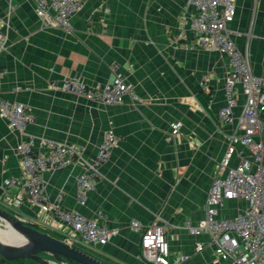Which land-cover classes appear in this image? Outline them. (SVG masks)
<instances>
[{
  "label": "crops",
  "instance_id": "0c3cea01",
  "mask_svg": "<svg viewBox=\"0 0 264 264\" xmlns=\"http://www.w3.org/2000/svg\"><path fill=\"white\" fill-rule=\"evenodd\" d=\"M235 1L231 37L249 53L253 73L263 75L264 0ZM196 14L188 0H83L67 32L43 26L37 0H0L5 43L0 102L23 104L35 118L21 133L0 116V200L5 180L23 174L19 148L25 140L35 138L36 151L43 140L77 146L90 160L112 131L120 140L85 206L77 202L84 169L75 164L43 173L51 210L25 205L19 209L22 218L68 243L71 230L54 216L55 208L87 218L104 213L106 225L119 235L88 252L108 264H150L131 224L146 227L160 219L173 261L187 255L185 264H226L217 259L207 235L191 236L183 227L204 218L212 179L237 131L245 98L238 87L235 120L222 124L229 60L197 47L191 27ZM65 78L89 86L123 80L138 99L126 96L121 104L105 105L52 87ZM238 153L248 155L243 148ZM244 208V202L228 201L221 214L236 216ZM199 244L202 252L196 250ZM0 264L14 263L0 256Z\"/></svg>",
  "mask_w": 264,
  "mask_h": 264
},
{
  "label": "built area",
  "instance_id": "2783aa9c",
  "mask_svg": "<svg viewBox=\"0 0 264 264\" xmlns=\"http://www.w3.org/2000/svg\"><path fill=\"white\" fill-rule=\"evenodd\" d=\"M83 0H37V14L45 28L62 29L71 32L72 19L79 11ZM197 14L191 20V27L197 47L225 55L229 70L225 80V105L219 111L222 124L233 123L237 106V88L241 87L245 103L236 118L237 131L228 139L226 151L218 164L207 194L204 218L187 222L183 229L191 236L207 235L215 249L218 260L226 264H264V74L255 75L249 53L242 52L231 37L229 25L236 16L235 0H188ZM5 43L0 25V55ZM53 88L104 104H120L126 96L137 100L132 87L123 80L104 86H89L84 82L65 78L59 87ZM0 116L11 128L25 132L35 123L31 110L18 103L0 102ZM178 131L179 124H175ZM118 136L110 131L104 136L93 159L84 158L83 150L77 146L43 140L41 150H34L35 138L25 140L20 148L23 174L5 180L4 197L0 205L26 224L19 213L25 205L37 206L44 212L51 210L49 198L44 191L43 173L81 164L83 173L77 180V202L85 206L88 195L101 178V168L110 159L119 142ZM239 148L248 155L238 153ZM239 162L233 165L235 155ZM62 198H58L59 203ZM244 202L245 208L236 216L221 214L226 202ZM1 208V207H0ZM54 216L70 228V242L82 247L105 246L119 235L117 228L106 225L104 213L87 218L74 211H65L59 206ZM33 225V224H32ZM133 230L141 234L142 256L150 264H185L190 257L171 259L167 226L157 219L150 226L133 221ZM197 252L204 250V244L197 246Z\"/></svg>",
  "mask_w": 264,
  "mask_h": 264
},
{
  "label": "water",
  "instance_id": "95a60500",
  "mask_svg": "<svg viewBox=\"0 0 264 264\" xmlns=\"http://www.w3.org/2000/svg\"><path fill=\"white\" fill-rule=\"evenodd\" d=\"M0 221L17 235L15 242L0 239V256L8 262L30 260L36 264H107L88 252L18 220L0 208ZM50 256L51 259L46 258Z\"/></svg>",
  "mask_w": 264,
  "mask_h": 264
},
{
  "label": "bare ground",
  "instance_id": "6f19581e",
  "mask_svg": "<svg viewBox=\"0 0 264 264\" xmlns=\"http://www.w3.org/2000/svg\"><path fill=\"white\" fill-rule=\"evenodd\" d=\"M253 25V24H252ZM178 107V106H177ZM76 119V118H75ZM28 139V138H27ZM22 173V172H21ZM106 175V174H105ZM174 184V183H173ZM206 202V201H205ZM50 232V231H49ZM53 233V232H52ZM0 239L6 242H15L18 240L17 235L12 229H2L0 228ZM85 249V248H84ZM89 249V248H88ZM139 251V250H138ZM93 253V252H92ZM142 255V254H141ZM99 257V256H98ZM119 264V263H117Z\"/></svg>",
  "mask_w": 264,
  "mask_h": 264
},
{
  "label": "rangeland",
  "instance_id": "374dc122",
  "mask_svg": "<svg viewBox=\"0 0 264 264\" xmlns=\"http://www.w3.org/2000/svg\"><path fill=\"white\" fill-rule=\"evenodd\" d=\"M98 86H101V85H98ZM104 86V85H103ZM81 97V96H80ZM84 98V97H83ZM86 99V98H85ZM86 100H88V99H86ZM90 101V100H89ZM124 101V100H123ZM102 103V102H101ZM104 104V103H103ZM121 104V103H120ZM105 105H118V104H105ZM0 207H1V209H3V210H5V211H7V212H9V213H11L12 215H13V213L12 212H10L9 210H7L6 208H3L1 205H0ZM227 207V206H226ZM225 215V214H224ZM5 224L2 222V221H0V228H2V229H6V227L4 226ZM61 240H62V238H61ZM74 245V247H76V246H78V247H82L80 244H76V243H74L73 244ZM84 248H86V249H84V251H86V252H88L89 250H88V248L87 247H84ZM79 249H81V248H79ZM46 258H48V259H51V257L50 256H46Z\"/></svg>",
  "mask_w": 264,
  "mask_h": 264
},
{
  "label": "trees",
  "instance_id": "16d2710c",
  "mask_svg": "<svg viewBox=\"0 0 264 264\" xmlns=\"http://www.w3.org/2000/svg\"><path fill=\"white\" fill-rule=\"evenodd\" d=\"M49 234V233H48ZM50 235H52V234H50ZM54 236V235H53ZM77 248H81L82 250H84V247H78V246H76ZM89 253V252H88ZM90 254V253H89ZM92 255V254H91ZM25 262H27V263H31V264H36L35 262H32V261H30V260H23V261H18V262H11V263H14V264H23V263H25ZM106 263V262H105ZM108 264V263H107Z\"/></svg>",
  "mask_w": 264,
  "mask_h": 264
}]
</instances>
